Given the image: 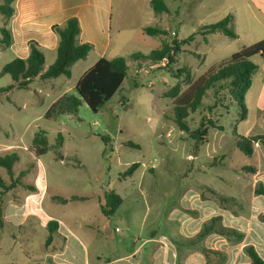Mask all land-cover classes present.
<instances>
[{
	"label": "crops",
	"instance_id": "1",
	"mask_svg": "<svg viewBox=\"0 0 264 264\" xmlns=\"http://www.w3.org/2000/svg\"><path fill=\"white\" fill-rule=\"evenodd\" d=\"M113 1L16 0L17 13L12 20L14 59H25L29 55L30 41L37 42L41 51L48 53L56 51L57 55L58 37L52 31V26L63 24L72 16L79 19L81 42L92 44L94 47L87 56L92 63L83 75L100 59L116 58L117 53L110 50ZM250 1L255 4L253 0ZM142 4L151 6V0H142ZM255 8L264 14V7L261 8L260 4H255ZM144 28L142 27L143 30ZM256 64L258 71L246 94L248 114L251 111L250 100L258 110L264 109V61L261 59V62ZM47 68L44 66V70ZM56 79L42 82H47L51 89L59 85L66 86L65 82H52ZM35 81L40 80L35 79L32 82ZM78 82L66 86L48 108L61 96L76 94L75 88ZM26 89L15 87L9 91L0 92V156L17 153L20 158L15 164L12 176L8 175L4 169H0V174L5 183L10 185L19 179L20 172L26 171L25 176L20 179L23 185L12 187L4 197L5 225L0 234V264H221L212 254L208 261V257L203 252L204 248L223 252L226 259L222 264H251L244 250L247 246H253L264 260V220L261 218L264 215V197L255 194L256 186L260 183L264 185L263 145L256 144L254 153L250 156L253 159V165L230 168L242 174L243 182L245 179H250L249 186H242L240 182L237 185L238 191L233 195L208 185L189 187L180 194L178 205L170 210L168 221L171 224L167 231L159 230V223L163 221L164 212L157 211L150 230L146 233L147 226L143 220L136 223L131 221L127 226L124 219L129 212L130 200L133 198L135 189L124 186L120 191L110 186H96L92 191H86L87 178H84L81 173L89 169L77 155H70L64 151L65 138L62 129L57 131V136L61 134L63 137L62 146L55 150L56 142L51 144L49 141L52 148L40 157L35 156L31 149L35 134L44 130L49 139V131L37 124L47 121L44 115L48 108L42 113H36L35 107L26 108L27 111L30 109L32 111H26L22 117L19 114L21 110L19 104L16 105L17 110L10 108L7 104L9 97L15 91ZM38 94L41 95V89L35 92L37 98ZM40 95L38 99L41 100ZM13 100L16 101V99ZM25 106L29 107L27 104L23 105ZM74 118L76 117L73 114H66L60 116L55 122H47L67 126L66 122H71ZM92 133L102 141H104L102 137L107 139L108 137L104 135H108L111 139L107 140L108 143H104L112 145L111 147L117 146L115 137L110 136L107 130L100 129ZM52 150L54 154L48 170L42 158ZM106 151L105 148L102 152L103 157ZM225 158L221 156L220 164L210 166L219 167ZM247 167H253L256 170L255 173L246 172L244 169ZM105 168V164H100L98 169L104 171ZM141 168L142 165L136 172ZM140 177L145 179V168L142 169ZM219 178L223 177L219 176ZM26 186L34 188L35 191L27 190ZM139 187H144L143 180L139 182ZM203 188H206L205 198H202ZM109 190H115L122 198V204L110 217L101 211V207L105 204V193ZM209 190L234 199V205L221 206ZM86 203H90L91 206L86 208ZM216 217L221 218L223 227L242 234L243 240L237 241L235 235L229 239L216 232L198 239L197 236L204 224ZM50 222L56 225L52 227L53 240L46 244ZM132 236H134L133 239ZM36 240L39 243H36ZM103 240L109 244L102 245Z\"/></svg>",
	"mask_w": 264,
	"mask_h": 264
},
{
	"label": "rangeland",
	"instance_id": "2",
	"mask_svg": "<svg viewBox=\"0 0 264 264\" xmlns=\"http://www.w3.org/2000/svg\"><path fill=\"white\" fill-rule=\"evenodd\" d=\"M253 1L260 4L261 8L264 7V0ZM165 2L169 11L156 14L151 6L143 5L142 0H114L110 50L117 53L116 57H129L134 53L149 55L152 51L160 49L163 41L172 44L174 40L181 41L193 36V40L183 46L182 52L175 55L173 63L161 60L144 65L142 70L137 67L130 69L120 90L97 114L83 103L78 114L74 115L76 118L66 122L67 126L47 121L37 123L42 129L49 131L51 144L56 142L58 129L64 131V151L70 155H77L89 169L81 173L87 178L86 191L90 192L96 186H110L120 191L124 186L135 189L130 200L129 212L124 219L127 226L131 221L136 223L143 220L147 226L146 233L150 230L157 211L164 212L159 230L167 231L171 224L168 221V214L178 205L182 191L189 187L208 185L233 195L238 191L237 185L240 182L242 186H249L250 179L243 182L242 174L230 169L253 165L252 157L237 149L236 139L238 135L245 136L264 129L260 123L262 116L252 105L251 100V111L247 119L241 121L237 108L230 106L231 98L227 91L215 94L211 90L205 96L202 106L189 115L187 123L190 130L194 131L203 120H213L217 126H223L225 130L209 128L208 142L202 145L196 154H192L194 142L179 130L173 116V99L165 97V93L178 82L182 84V93L188 89L183 83V77L176 78L175 74L179 69L188 67L193 80L196 81L211 69L218 68L228 61L234 53L263 40L264 14L256 9L250 0H165ZM229 14L234 15L233 29L238 35L237 39H232L222 32L204 35V26L217 23ZM4 23V17L0 14V28ZM7 27L12 31V21ZM142 27H158L167 30L168 35L150 37L144 33ZM172 32H175L176 36H173ZM42 52L46 56L47 68L54 62L56 51ZM13 59L12 46L7 50H0V72L4 65ZM253 61L261 62V58L257 56ZM91 63L86 57L72 67L70 79L59 77L52 82H65L66 86L75 83ZM11 83L13 81L9 75L0 77V88ZM66 86L59 85L51 89L47 82L35 81L28 89L15 91L7 104L14 110H17L16 105L19 104L21 109L19 114L22 117L27 111L26 108L35 107L36 113H42ZM37 89H41V95L38 94L41 100L35 96ZM24 104L29 107H23ZM100 129L107 130L110 136L115 137L116 147L107 145L93 135L92 132ZM115 135H118L119 139ZM104 136L111 139L108 135ZM129 142L140 147H129ZM105 148L107 151L103 157L102 152ZM53 154L52 150L42 158L48 170ZM221 156L226 157L224 162L219 167H211L214 159ZM135 162H139L142 168L131 178L121 177L122 173ZM100 164L106 165L104 171H99ZM144 168L146 177L142 179L140 176ZM142 180L144 187L141 188L139 182ZM85 206L87 208L91 204L86 203ZM127 240L126 243L129 241ZM36 243L39 241L36 240ZM104 244L109 242L103 240L102 245Z\"/></svg>",
	"mask_w": 264,
	"mask_h": 264
},
{
	"label": "trees",
	"instance_id": "3",
	"mask_svg": "<svg viewBox=\"0 0 264 264\" xmlns=\"http://www.w3.org/2000/svg\"><path fill=\"white\" fill-rule=\"evenodd\" d=\"M16 0H0V14L4 17L5 23L0 28V50L9 49L13 44L12 31L7 27L17 13L15 6ZM151 7L156 14L167 13L169 11L165 0H151ZM234 15L229 14L217 23L204 26V35H210L216 32H222L226 36L237 39L238 35L233 29ZM52 31L58 37L57 55L55 61L44 70L45 55L41 51L39 45L35 41H30L29 55L25 58H15L11 62L4 65L0 72V77L9 75L13 81L7 87L1 88L2 91H9L15 87L19 89L28 88L29 84L35 80L50 81L58 77L71 78L72 66L78 61L85 59L94 47L89 43H82L80 40L81 26L79 19L75 16L68 18L63 24L53 25ZM144 33L150 37L168 35V31L158 27H145ZM193 40V36H189L185 40H174L172 44L163 41L162 46L158 50L152 51L149 55L134 53L129 57H116L113 59H100L93 67H91L79 80L76 85V94H65L58 98L46 111L44 118L47 121L55 122L60 116L66 114L76 115L79 107L85 103L92 112L98 113L106 103L120 90L124 80L128 76L130 69L137 67L142 68L144 65L167 59L169 64L175 61V55L182 52L184 45ZM259 56L264 61V39L248 47H244L241 51L234 53L230 59L218 68L211 69L208 73L194 81L191 70L188 67L181 68L177 71L176 78L183 77V83L188 89L182 93L179 82L165 93V97L173 99V116L179 130L184 133L190 140L194 142L192 154H196L199 148L208 142L209 128H217L221 131L225 130L223 126H217L213 120H203L194 131L190 130L187 119L190 114L195 113L202 106L205 96L213 90L215 94L221 91H227L231 98L230 106H235L238 110V116L241 121L247 119L248 107L246 104V94L252 86L253 77L258 71V65L253 61ZM216 103V101H215ZM262 116L261 124L264 126V109L258 110ZM260 126V125H259ZM104 142L110 141L103 138ZM108 140V141H107ZM63 137L58 134L55 150L62 146ZM260 143L264 146V129L257 133H251L248 136H237L236 147L245 155L251 156L254 153L256 144ZM129 147L140 146L128 143ZM52 146L49 143L47 132L38 131L32 141V151L36 157L46 154ZM20 160L17 153H10L0 156V169H4L10 176L14 174L15 164ZM221 163V159L216 157L212 164L216 166ZM140 167L139 162L131 164L121 177H131ZM246 172L255 173L253 167L244 169ZM26 171L19 173V179L7 185L0 174V234L4 228L3 207L4 197L6 193L16 187L23 185L20 180L25 176ZM29 191H35L34 188L26 186ZM202 198H205L204 190ZM212 192L216 201L221 206H233L235 200L224 197L216 192ZM255 194L264 197V185L258 184L255 188ZM62 202L64 200H61ZM122 204V198L115 190H109L105 193V204L101 207V211L106 216H112ZM191 213V211H187ZM264 220V215L261 217ZM56 225L53 222L48 224L49 236L46 244L53 240L54 229ZM216 232L226 236L229 239L232 235L237 236V241L243 240V235L233 229L222 226L221 218L216 217L204 224L202 230L198 234V239H203L208 234ZM245 253L251 260V264H264V260L259 256L253 246L245 247ZM208 257L210 254L215 256V260L221 264L225 261L226 255L220 251H211L203 249Z\"/></svg>",
	"mask_w": 264,
	"mask_h": 264
},
{
	"label": "built area",
	"instance_id": "4",
	"mask_svg": "<svg viewBox=\"0 0 264 264\" xmlns=\"http://www.w3.org/2000/svg\"><path fill=\"white\" fill-rule=\"evenodd\" d=\"M172 35H173V36H176V33H175V32H172ZM164 60H167V59H164Z\"/></svg>",
	"mask_w": 264,
	"mask_h": 264
}]
</instances>
